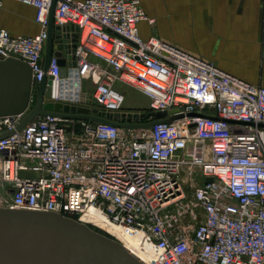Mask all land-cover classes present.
I'll use <instances>...</instances> for the list:
<instances>
[{"label":"built area","instance_id":"2783aa9c","mask_svg":"<svg viewBox=\"0 0 264 264\" xmlns=\"http://www.w3.org/2000/svg\"><path fill=\"white\" fill-rule=\"evenodd\" d=\"M12 1L35 9L40 30L0 29V57L26 63L33 87L45 80L44 103L110 122L157 112L173 120L119 128L62 111L16 131L24 114L0 117V208L101 230L95 215L136 237L132 255L144 264H264V87L141 38L147 15L136 0H57L60 76L56 57L44 69L53 0ZM117 84L144 95L147 110H125Z\"/></svg>","mask_w":264,"mask_h":264},{"label":"water","instance_id":"95a60500","mask_svg":"<svg viewBox=\"0 0 264 264\" xmlns=\"http://www.w3.org/2000/svg\"><path fill=\"white\" fill-rule=\"evenodd\" d=\"M57 0L52 1L49 11L44 69L52 57L61 66L60 76L65 75L61 60V47L53 50V11ZM59 31L57 35H59ZM76 37L75 34L72 35ZM45 80L32 85L30 67L19 60L0 57V117L24 114L16 131L38 116L57 112L80 113L67 116L93 122L111 124L119 128H149L157 123H170L166 112L146 114H122L121 123L104 119V114L87 116V110L44 103ZM33 94V96H32ZM49 96V90L45 93ZM32 96V97H31ZM83 114V115H82ZM110 118V116H107ZM152 120L140 125L129 124ZM117 120V117H116ZM127 121L128 124L124 122ZM3 136H0V138ZM212 179H206L210 183ZM0 264H144L115 239L94 231L89 226L54 213L20 211L0 208Z\"/></svg>","mask_w":264,"mask_h":264},{"label":"crops","instance_id":"0c3cea01","mask_svg":"<svg viewBox=\"0 0 264 264\" xmlns=\"http://www.w3.org/2000/svg\"><path fill=\"white\" fill-rule=\"evenodd\" d=\"M156 20L139 25L143 39L158 38L213 62L225 73L264 87V0H136ZM0 29L12 35L39 32L35 9L1 0ZM143 111V110H137Z\"/></svg>","mask_w":264,"mask_h":264},{"label":"rangeland","instance_id":"374dc122","mask_svg":"<svg viewBox=\"0 0 264 264\" xmlns=\"http://www.w3.org/2000/svg\"><path fill=\"white\" fill-rule=\"evenodd\" d=\"M149 20H152L153 21V31H155V25H156V20L154 18H150L147 16V20L145 21L148 25L149 24ZM115 89L120 92L121 94H123L124 98H125V103L123 105L124 109L127 110V111H133V110H143V111H146L147 110V107H148V99L142 95L137 89L135 88H131V87H128V86H125V85H121V84H117L115 86ZM184 190H189L188 187H186L185 185V188ZM94 231L102 234V235H105L107 237H110L108 236L104 231H101V230H98V229H93ZM112 238V237H110ZM114 239V238H113Z\"/></svg>","mask_w":264,"mask_h":264},{"label":"bare ground","instance_id":"6f19581e","mask_svg":"<svg viewBox=\"0 0 264 264\" xmlns=\"http://www.w3.org/2000/svg\"><path fill=\"white\" fill-rule=\"evenodd\" d=\"M96 218L98 226L101 231H104L108 236L114 238L117 242L122 244L129 253L133 254L131 248L137 243L136 237H131L122 231L119 227L103 222L99 217L92 215Z\"/></svg>","mask_w":264,"mask_h":264}]
</instances>
